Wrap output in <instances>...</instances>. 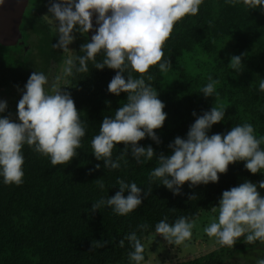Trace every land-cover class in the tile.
<instances>
[{"label": "trees", "instance_id": "obj_1", "mask_svg": "<svg viewBox=\"0 0 264 264\" xmlns=\"http://www.w3.org/2000/svg\"><path fill=\"white\" fill-rule=\"evenodd\" d=\"M50 2L28 0L20 23L23 43L0 44V94L15 91L22 96L34 71L49 77V87L61 74L69 53L52 47L58 35L44 17L50 15ZM74 34L76 40L69 48L73 55H83L80 47L90 42L88 34ZM162 50L163 59L171 61L169 71L161 72L157 64L147 73L130 67L125 72L133 78L144 76L166 105L164 126L155 130L161 143L150 138L139 141L141 146L151 145L157 157L137 163L129 150L117 169L105 168L103 161L96 160L92 140L99 134L104 117L114 118L115 111L127 103V94L109 93L108 84L116 71L107 67L98 70L89 61V71L69 77L65 86L85 124L79 155L69 164L53 165L49 156L24 145L23 183L5 184L0 177V264H133L129 253L134 249L125 239L130 233L136 232L145 246V241L156 233L155 225L165 217L170 224L180 217L194 221L219 206L223 191L245 180L264 179V174L253 175L246 170L241 161L230 164L218 183L189 187L186 182L181 195H173L159 180L150 181L158 156L171 155L168 145L177 136L186 138L196 119L194 111L199 116L212 107L225 109L224 120L213 125L209 135L250 123L256 137H264V92L259 89L260 79L264 78V10H249L243 3L231 5L225 0H203L196 15L175 23ZM241 54L242 71L236 72L229 64L230 58ZM103 58V52L97 54L96 62ZM149 75L151 81L147 80ZM209 77L219 83L213 96L205 98L201 90ZM124 147L123 143L114 147V161ZM118 179L135 182L151 194L126 216L115 214L110 207L91 212L92 203L115 195ZM99 183L104 184L103 189ZM141 225L148 228L141 229ZM97 241L108 243L95 247ZM261 250L264 243L249 244L241 237L232 247L218 246L189 259L161 264H256L257 259L264 258ZM144 255L147 261L146 247Z\"/></svg>", "mask_w": 264, "mask_h": 264}, {"label": "clouds", "instance_id": "obj_2", "mask_svg": "<svg viewBox=\"0 0 264 264\" xmlns=\"http://www.w3.org/2000/svg\"><path fill=\"white\" fill-rule=\"evenodd\" d=\"M3 3L4 0H0V5ZM202 3L203 0H51L50 15L44 17L58 35L52 47L69 55L51 87L44 72L34 71L30 75L17 105L19 122L2 115L7 102L0 101V177L3 182L23 183L24 145L34 146L36 152L49 156L53 165L69 164L79 155L77 149L85 136V124L65 86L69 77L89 71V61L98 70L107 67L116 71L108 84L109 93L127 94V103L115 111L114 118L104 117L99 134L92 140L96 160L103 161L105 168L117 169L130 150L137 163L151 161L156 156L154 148L141 146L139 141L150 138L156 144L161 143L155 130L164 126L168 115L164 111L166 105L144 76L133 78L125 72L130 67L143 74L157 64L161 72L169 71L172 64L170 59H163V45L175 23L187 15H196ZM225 3H243L249 10H264V0H225ZM93 17L97 27L90 42L80 47L84 54L73 55L69 46L76 40L74 33L87 36L94 29ZM101 52L103 61L96 62ZM242 59L243 54L230 58L229 64L236 72L242 71ZM147 80L151 81L152 76H147ZM218 83L209 77V83L201 90L205 98L213 96ZM259 89L264 92V78L260 79ZM192 114L196 119L186 138L177 136L168 145L171 155L158 156V166L150 173V181L159 180L173 195H181L186 182L189 187L218 183L220 174L237 162L243 161L245 169L253 175L264 174V148L261 147L264 137H256L252 124L244 123L226 133L209 135L213 125L224 120L225 109L212 107L202 115L198 116L195 111ZM120 143L125 145L124 152L114 161L113 149ZM99 168L97 164L96 169ZM117 184L119 190L115 195L92 203L91 212L110 207L115 214L126 216L151 194L135 182L118 179ZM99 187L103 189L104 184L99 183ZM258 188L264 189V179L245 180L223 191L218 220L204 230L218 245L232 247L241 237L249 244L264 243V196ZM194 227L195 221L187 217H180L171 224L165 217L155 225V232L169 245H181L191 239ZM140 228L147 229L148 225ZM125 239L134 249L129 253L130 262L151 264L145 259V246L136 232ZM107 243L97 241L95 247H104ZM120 246H124V240L120 241ZM256 264H264V258L257 259Z\"/></svg>", "mask_w": 264, "mask_h": 264}, {"label": "rangeland", "instance_id": "obj_3", "mask_svg": "<svg viewBox=\"0 0 264 264\" xmlns=\"http://www.w3.org/2000/svg\"><path fill=\"white\" fill-rule=\"evenodd\" d=\"M20 95L19 92L17 93L15 91H6L0 94V101L7 102V109L2 115L10 116L11 119L17 122H19L17 105L22 98ZM258 191L264 196V189L258 188ZM218 215L219 208L217 206L211 212L195 219V227L192 230L193 235L191 239L181 245H169L162 236H159L157 233L153 234L145 241V247L148 253L147 261H151V264H161L163 261L185 260L220 246L216 243L215 238H210L204 231L211 222L218 220ZM260 252L264 253L262 250ZM252 258L250 256V259Z\"/></svg>", "mask_w": 264, "mask_h": 264}, {"label": "water", "instance_id": "obj_4", "mask_svg": "<svg viewBox=\"0 0 264 264\" xmlns=\"http://www.w3.org/2000/svg\"><path fill=\"white\" fill-rule=\"evenodd\" d=\"M27 4L28 0H4V3L0 5V44L13 46L20 41L22 38L20 23ZM93 24L94 29L88 33L89 40L97 27L95 17H93Z\"/></svg>", "mask_w": 264, "mask_h": 264}, {"label": "flooded vegetation", "instance_id": "obj_5", "mask_svg": "<svg viewBox=\"0 0 264 264\" xmlns=\"http://www.w3.org/2000/svg\"><path fill=\"white\" fill-rule=\"evenodd\" d=\"M20 41H22V40H20ZM20 41H19V42H20Z\"/></svg>", "mask_w": 264, "mask_h": 264}]
</instances>
